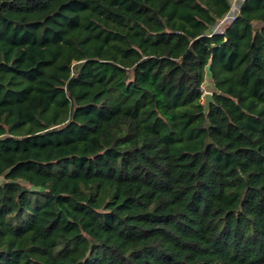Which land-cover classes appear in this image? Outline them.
I'll use <instances>...</instances> for the list:
<instances>
[{
    "label": "trees",
    "instance_id": "1",
    "mask_svg": "<svg viewBox=\"0 0 264 264\" xmlns=\"http://www.w3.org/2000/svg\"><path fill=\"white\" fill-rule=\"evenodd\" d=\"M232 2L0 0V264H264V0L214 33Z\"/></svg>",
    "mask_w": 264,
    "mask_h": 264
},
{
    "label": "built area",
    "instance_id": "2",
    "mask_svg": "<svg viewBox=\"0 0 264 264\" xmlns=\"http://www.w3.org/2000/svg\"><path fill=\"white\" fill-rule=\"evenodd\" d=\"M243 1L244 0H233L230 12L217 24L214 33H221L225 26L229 25L236 19Z\"/></svg>",
    "mask_w": 264,
    "mask_h": 264
},
{
    "label": "water",
    "instance_id": "3",
    "mask_svg": "<svg viewBox=\"0 0 264 264\" xmlns=\"http://www.w3.org/2000/svg\"><path fill=\"white\" fill-rule=\"evenodd\" d=\"M203 100H204V114L205 116H207L210 111L211 104L214 102L213 94L210 93L204 94Z\"/></svg>",
    "mask_w": 264,
    "mask_h": 264
},
{
    "label": "rangeland",
    "instance_id": "4",
    "mask_svg": "<svg viewBox=\"0 0 264 264\" xmlns=\"http://www.w3.org/2000/svg\"><path fill=\"white\" fill-rule=\"evenodd\" d=\"M212 91H213V83H212V80L209 77V75H207L206 81L204 84V94H206V93L212 94ZM202 102L204 103V100ZM1 181H2V179H0V182Z\"/></svg>",
    "mask_w": 264,
    "mask_h": 264
}]
</instances>
